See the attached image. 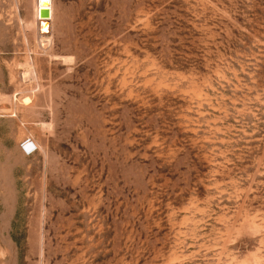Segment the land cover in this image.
Returning <instances> with one entry per match:
<instances>
[{
    "label": "rangeland",
    "instance_id": "1",
    "mask_svg": "<svg viewBox=\"0 0 264 264\" xmlns=\"http://www.w3.org/2000/svg\"><path fill=\"white\" fill-rule=\"evenodd\" d=\"M34 2L0 0V264H264V0H51L44 43Z\"/></svg>",
    "mask_w": 264,
    "mask_h": 264
},
{
    "label": "bare ground",
    "instance_id": "2",
    "mask_svg": "<svg viewBox=\"0 0 264 264\" xmlns=\"http://www.w3.org/2000/svg\"><path fill=\"white\" fill-rule=\"evenodd\" d=\"M34 3H35V5H34L35 14H33V15H35V16H33V17H35V18H33V19H35L36 22H37V18H38V15H39L38 3H39V9L42 8V7H46L47 9H49V16H47V17L39 16L38 23L36 24L37 27H35V28L38 29L37 40H38L39 43L50 42V39H51V34H50V31H51L50 21L51 20H50V16L52 14L51 13L52 9L50 10L51 0H38V2L36 0V2H34ZM25 75H26V73H25ZM30 145H31V143L27 142L26 146L30 147Z\"/></svg>",
    "mask_w": 264,
    "mask_h": 264
},
{
    "label": "water",
    "instance_id": "3",
    "mask_svg": "<svg viewBox=\"0 0 264 264\" xmlns=\"http://www.w3.org/2000/svg\"><path fill=\"white\" fill-rule=\"evenodd\" d=\"M39 16H42V17L49 16V9H47L46 7L40 8L39 9Z\"/></svg>",
    "mask_w": 264,
    "mask_h": 264
}]
</instances>
